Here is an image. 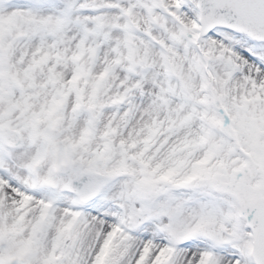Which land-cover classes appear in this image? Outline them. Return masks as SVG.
Wrapping results in <instances>:
<instances>
[{"label": "snow or ice", "instance_id": "obj_1", "mask_svg": "<svg viewBox=\"0 0 264 264\" xmlns=\"http://www.w3.org/2000/svg\"><path fill=\"white\" fill-rule=\"evenodd\" d=\"M0 264H264V0H0Z\"/></svg>", "mask_w": 264, "mask_h": 264}]
</instances>
